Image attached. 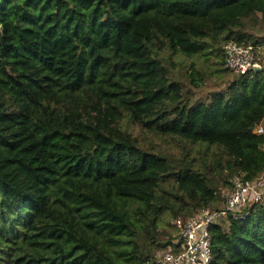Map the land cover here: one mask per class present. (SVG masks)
Wrapping results in <instances>:
<instances>
[{
  "label": "trees",
  "instance_id": "obj_1",
  "mask_svg": "<svg viewBox=\"0 0 264 264\" xmlns=\"http://www.w3.org/2000/svg\"><path fill=\"white\" fill-rule=\"evenodd\" d=\"M262 21L264 0H0V264H155L174 236L140 240L159 215L219 209L234 174L260 176L264 63L191 101L174 58L232 72L224 45L264 41ZM245 211L210 227L211 264H264V199Z\"/></svg>",
  "mask_w": 264,
  "mask_h": 264
},
{
  "label": "built area",
  "instance_id": "obj_2",
  "mask_svg": "<svg viewBox=\"0 0 264 264\" xmlns=\"http://www.w3.org/2000/svg\"><path fill=\"white\" fill-rule=\"evenodd\" d=\"M263 63L264 42L244 45L228 41L224 45V66L233 73L247 74L260 69ZM256 131L264 134V124L258 125ZM232 184L221 208L203 209L193 216L175 220L177 234L171 244L158 253L157 264H211L212 224L229 215L245 216L250 204L264 199V172L253 179H246L243 173L234 174Z\"/></svg>",
  "mask_w": 264,
  "mask_h": 264
},
{
  "label": "rangeland",
  "instance_id": "obj_3",
  "mask_svg": "<svg viewBox=\"0 0 264 264\" xmlns=\"http://www.w3.org/2000/svg\"><path fill=\"white\" fill-rule=\"evenodd\" d=\"M251 30L257 31L255 34H257L260 37H264V21L254 24V27L250 28ZM264 42V41H262ZM176 61L183 60L184 64L177 63L175 72L180 76L181 79H184L187 84H185L186 89V96L191 99V101H208L210 97L218 92L225 91L228 85L233 81L235 77H237L236 74L222 70L224 67L219 65L217 62V59L213 55L208 56H195L193 58H188L184 56H175L174 58ZM195 63V66L199 69H202L205 72V81L203 85L200 88H195L191 86L186 79V71L188 69L190 70V65L192 63ZM126 123V119L123 121ZM133 130V128L131 127ZM134 133L138 135L139 140L144 143V145H155L156 147L162 146V148L167 149L169 152L175 153L177 157H181L180 151L181 148L178 145L176 141H174L171 138H165V137H156L155 135L151 134L149 131H146L144 129L138 128L137 126L134 129ZM196 155L195 152L190 154V157ZM199 162V161H198ZM221 172L214 171L215 176L217 178H222L227 173L223 174ZM226 178V176L224 177ZM226 197V196H225ZM182 215V216H180ZM183 214H179L175 216L173 213H171L170 210H166L163 214L158 216V219L156 221V225L151 227L152 233L149 237L147 236V232L142 235L144 236L141 241L144 243L150 244L153 239L159 240L164 242L169 236L175 238L177 234V228L174 224L175 220L178 217H183ZM173 238V239H174ZM166 248V247H165ZM164 249V248H163ZM162 250V249H161ZM157 251L155 253V264H157V256L158 253L161 251Z\"/></svg>",
  "mask_w": 264,
  "mask_h": 264
}]
</instances>
